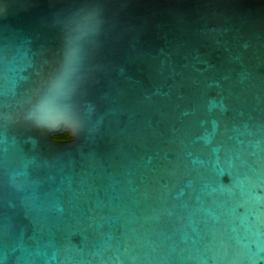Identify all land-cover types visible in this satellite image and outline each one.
Instances as JSON below:
<instances>
[{
  "label": "water",
  "instance_id": "1",
  "mask_svg": "<svg viewBox=\"0 0 264 264\" xmlns=\"http://www.w3.org/2000/svg\"><path fill=\"white\" fill-rule=\"evenodd\" d=\"M86 12L70 109L26 122ZM0 43L6 264H264V0H0Z\"/></svg>",
  "mask_w": 264,
  "mask_h": 264
},
{
  "label": "snow or ice",
  "instance_id": "2",
  "mask_svg": "<svg viewBox=\"0 0 264 264\" xmlns=\"http://www.w3.org/2000/svg\"><path fill=\"white\" fill-rule=\"evenodd\" d=\"M95 12L76 13L70 20L69 30L63 39V57L52 72L41 70L38 75L42 86L39 103L24 120L40 125L46 122L53 111H68L72 105L77 87L84 75V65L93 43L96 31ZM4 58L3 43H0V61ZM2 119V114H0ZM3 138L0 136V145ZM0 264H6L0 256Z\"/></svg>",
  "mask_w": 264,
  "mask_h": 264
},
{
  "label": "trees",
  "instance_id": "3",
  "mask_svg": "<svg viewBox=\"0 0 264 264\" xmlns=\"http://www.w3.org/2000/svg\"><path fill=\"white\" fill-rule=\"evenodd\" d=\"M55 140H68L67 134H64L62 136H56L54 137Z\"/></svg>",
  "mask_w": 264,
  "mask_h": 264
}]
</instances>
